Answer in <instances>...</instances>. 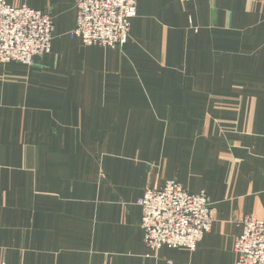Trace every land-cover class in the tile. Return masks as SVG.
Masks as SVG:
<instances>
[{"label":"crops","instance_id":"1","mask_svg":"<svg viewBox=\"0 0 264 264\" xmlns=\"http://www.w3.org/2000/svg\"><path fill=\"white\" fill-rule=\"evenodd\" d=\"M6 2L54 32L0 61V264H237L239 220H264V0H138L114 49L70 37L74 0ZM168 180L210 198L193 251L145 243Z\"/></svg>","mask_w":264,"mask_h":264},{"label":"built area","instance_id":"2","mask_svg":"<svg viewBox=\"0 0 264 264\" xmlns=\"http://www.w3.org/2000/svg\"><path fill=\"white\" fill-rule=\"evenodd\" d=\"M188 2L191 0H179ZM76 25L70 32L85 46L122 48L129 40L138 0H74ZM54 23L43 11L26 5L12 7L0 0V61L31 66L51 53ZM141 228L148 248L195 250L212 230L214 218L205 191L192 194L175 180L148 187L138 201ZM241 235L235 243L237 264H264V220H239Z\"/></svg>","mask_w":264,"mask_h":264}]
</instances>
